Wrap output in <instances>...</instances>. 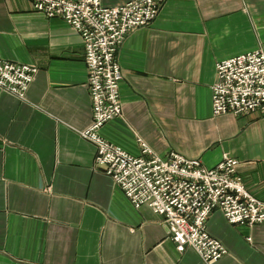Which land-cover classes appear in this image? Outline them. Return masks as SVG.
<instances>
[{
  "label": "crops",
  "instance_id": "1",
  "mask_svg": "<svg viewBox=\"0 0 264 264\" xmlns=\"http://www.w3.org/2000/svg\"><path fill=\"white\" fill-rule=\"evenodd\" d=\"M105 6L129 0H101ZM264 50V0H167L119 48L123 114L101 134L133 155L140 139L208 167L228 154L264 199V115H215L219 61ZM0 59L37 67L25 99L0 89V264H207L177 250L163 216L136 208L96 166L81 34L32 0H0ZM207 227L228 253L211 264H264V223Z\"/></svg>",
  "mask_w": 264,
  "mask_h": 264
},
{
  "label": "built area",
  "instance_id": "2",
  "mask_svg": "<svg viewBox=\"0 0 264 264\" xmlns=\"http://www.w3.org/2000/svg\"><path fill=\"white\" fill-rule=\"evenodd\" d=\"M167 0H129L105 6L101 0H32L47 18L60 17L84 41L91 124L80 131L97 149L96 166L110 175L136 207L149 206L163 216L177 250L194 248L211 264L228 253L208 230L207 222L220 210L232 225L264 223V199L253 195L239 173L240 161L228 154L208 167L199 158L171 151L162 157L142 139V155H133L101 134L103 126L123 114V72L118 51L133 30L151 24ZM38 68L0 59V89L25 99ZM212 86L215 115H264V50L224 59L216 65Z\"/></svg>",
  "mask_w": 264,
  "mask_h": 264
}]
</instances>
